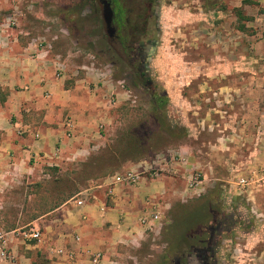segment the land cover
<instances>
[{"label":"rangeland","instance_id":"obj_1","mask_svg":"<svg viewBox=\"0 0 264 264\" xmlns=\"http://www.w3.org/2000/svg\"><path fill=\"white\" fill-rule=\"evenodd\" d=\"M143 6V0H114L119 36L139 23ZM102 12L100 0H0V33L9 30V42L47 48L63 61L68 89L79 80L72 109L87 140L77 159L58 166L32 162L34 173L24 168L25 177L9 178L23 196L14 195L7 206L19 201L21 206L1 212L22 221L7 227H36L29 224L65 200L111 186L114 177L128 172L147 181L155 170L145 165L179 162L178 152L187 149L214 171L207 165L196 171L192 179L199 185L193 189L173 183L186 199L172 198L175 203L159 213L157 230L138 222L137 241L109 250L101 264H175L168 256L177 219L206 203L219 211L217 217L231 215L237 225L222 237L213 261L193 258L191 264H264V187L258 190L262 179L253 172L264 161L249 160L257 149L264 154V0H158L143 76L116 44L102 41L107 35ZM15 47L11 55L19 52ZM240 174L255 187L236 188ZM132 186L123 185L131 191L140 187Z\"/></svg>","mask_w":264,"mask_h":264},{"label":"crops","instance_id":"obj_2","mask_svg":"<svg viewBox=\"0 0 264 264\" xmlns=\"http://www.w3.org/2000/svg\"><path fill=\"white\" fill-rule=\"evenodd\" d=\"M9 38V30H2L0 234H3L6 240L7 255H0V264H92L90 255L95 252H100L105 260L109 250L117 248L119 244L137 241L140 232L138 222L143 218L168 211L175 199H186L187 195L174 189L173 183L186 182L187 186L196 171L202 167L205 170L208 160L203 163L204 159L201 161L194 152L189 153L187 149H181L178 152L181 159L179 162L157 161L144 164L147 171L162 170L163 173L158 175L154 171L151 173V179H145L142 183L139 176L137 184L140 187L134 188L133 191L125 189L123 185L134 187L136 184L121 183L117 181L116 176L113 185L95 186L81 191L29 224L36 227H30L28 230L22 227H7L22 221L20 217L11 218L6 212H1L21 206V201L18 206H7L9 201L16 198L14 195L23 196V188L10 185L9 178L14 177L15 181H18V178L25 177L24 168L29 174L34 173L32 162H35L36 166H58L64 161L77 159L86 152L82 143L87 141L81 133V123L78 122L80 117L72 109L75 104L73 101L78 102L72 98L74 92L75 97L80 96L77 92L79 80L75 79V86L68 89L67 77L63 73L66 66L61 64L63 61L58 57H51L47 48L40 49L33 44L24 47L19 42H9ZM2 47H6L3 49L4 54L1 53ZM12 47L19 52L11 55ZM31 53H34V56H29ZM59 64L65 67L62 72H58ZM69 112L72 115H67ZM259 134L261 135V132ZM190 154L194 159H191ZM257 158L264 161V154L261 155L258 149L251 153L249 160L254 162ZM207 167L214 171L211 165ZM253 172L256 178L262 179L257 180L260 190V187H264V164L258 172ZM129 173L135 174H127ZM240 179L248 181V189L243 190L240 187ZM235 187L248 192L250 188L255 187V182L240 174ZM173 197L175 199H172ZM164 198H169V201ZM39 222L42 226H39ZM31 229L39 230V239L22 236L23 232H30ZM60 250L62 253H59Z\"/></svg>","mask_w":264,"mask_h":264},{"label":"trees","instance_id":"obj_3","mask_svg":"<svg viewBox=\"0 0 264 264\" xmlns=\"http://www.w3.org/2000/svg\"><path fill=\"white\" fill-rule=\"evenodd\" d=\"M151 2L153 3L152 10H154L157 1L151 0ZM156 16L153 11L151 17H145L146 22H143L145 27L142 31L137 32L138 29H135L136 34L141 36V39L136 40L137 43L146 40H149L150 43L153 42L154 34L149 29V22L155 25ZM240 29L244 30V27ZM102 37V41L105 40L104 36ZM165 101H168V99H165ZM218 212L213 205L206 203L186 212L187 214L181 220L177 219L178 222L174 228L177 235L174 238L173 247L168 258H173L175 264L178 261L181 264H191L193 258H202L206 262L213 261L215 250L222 237L232 234L237 225V221L233 216L224 214L222 217H217Z\"/></svg>","mask_w":264,"mask_h":264},{"label":"flooded vegetation","instance_id":"obj_4","mask_svg":"<svg viewBox=\"0 0 264 264\" xmlns=\"http://www.w3.org/2000/svg\"><path fill=\"white\" fill-rule=\"evenodd\" d=\"M102 1H108L111 3L112 10L114 12V19H113V28L115 30L114 34L112 36L108 35H103L105 39H108L107 42L110 43L112 48H115V44L118 46V51L122 54L124 60L127 62V64L130 67H138V70L140 72V76H143V71L146 67L147 59H148V53H149V48L151 45L154 43V40L152 43H150L149 40H146L145 42L142 41V43H137L136 40L141 39V36L137 35L135 32V29H138L137 32H141L142 29L145 27V24L143 22H146L145 17H151L152 13L157 15V10H158V0L157 1V6L154 10H152L153 3L151 0H143L144 6L142 7L143 11L138 13V19L139 23L134 25L131 28L128 29L127 33L125 32L124 35L119 36L118 31H117V26L118 20H117V14L116 10L114 9V0H100V3L102 4ZM141 9V10H142ZM122 14H127L126 10H122ZM102 17H103V12H102ZM157 17V16H156ZM157 20V18H156ZM127 23L124 22V25ZM106 27V26H105ZM138 27V28H137ZM143 38V37H142ZM143 40V39H142ZM135 41V42H133ZM150 43V44H149ZM110 48V49H112ZM176 264H181L180 261L176 262Z\"/></svg>","mask_w":264,"mask_h":264},{"label":"built area","instance_id":"obj_5","mask_svg":"<svg viewBox=\"0 0 264 264\" xmlns=\"http://www.w3.org/2000/svg\"><path fill=\"white\" fill-rule=\"evenodd\" d=\"M63 69L64 66L59 64L58 72H62ZM116 179L121 183L127 182L128 184H137L139 182V175L129 173L126 176H117ZM189 184H190L189 185L190 188L192 189L199 185L198 182L194 181L193 179H191ZM239 185L243 190H246L249 187V183L246 179H240ZM160 221H161V215L159 213L152 214L151 216L145 217L141 220V222L145 224V226H147L148 229H150L151 231L159 229L158 226L160 224ZM22 236L24 238L39 239L40 233L39 230L36 231L34 229H31L30 232H23ZM6 250H7L6 240L4 239V235L0 234V255L2 257H6L7 255ZM59 253H62V251L60 250ZM90 256H91L92 264H100L103 259V255L100 252L91 253Z\"/></svg>","mask_w":264,"mask_h":264},{"label":"water","instance_id":"obj_6","mask_svg":"<svg viewBox=\"0 0 264 264\" xmlns=\"http://www.w3.org/2000/svg\"><path fill=\"white\" fill-rule=\"evenodd\" d=\"M103 5V19L106 26V31L108 35L112 36L115 32L113 28V19H114V12L111 7V3L108 1H102Z\"/></svg>","mask_w":264,"mask_h":264}]
</instances>
